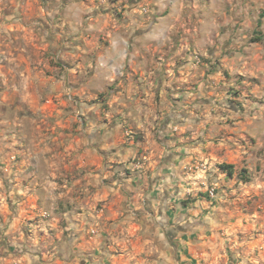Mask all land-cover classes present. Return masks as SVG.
Wrapping results in <instances>:
<instances>
[{"label": "rangeland", "instance_id": "rangeland-1", "mask_svg": "<svg viewBox=\"0 0 264 264\" xmlns=\"http://www.w3.org/2000/svg\"><path fill=\"white\" fill-rule=\"evenodd\" d=\"M86 1L103 14L104 27L114 20L142 35L160 24L154 42L140 46L150 47L143 53L165 76L167 132L158 143L195 150L179 153L185 185L171 188V218L157 213L153 222L144 221L143 227L160 225L154 245L119 237L105 239L110 248H99L89 240L93 221L66 215L88 202L77 193L85 185L76 181L88 178L80 164L86 147L76 145L86 111L73 105L71 94L48 103L28 88L22 105L17 99L0 104V264H104L106 252L114 256L112 264H264V0ZM76 2L0 0V68L31 61L62 71L66 59L54 56L68 49L65 38L73 27L61 9ZM104 38L106 33L99 35L101 43ZM196 74L202 79L196 81ZM212 75L218 80L207 81ZM222 163L233 165L232 177L221 173ZM243 170L248 182L240 179ZM74 221L83 230L78 247ZM167 225L173 230L166 232Z\"/></svg>", "mask_w": 264, "mask_h": 264}, {"label": "crops", "instance_id": "crops-1", "mask_svg": "<svg viewBox=\"0 0 264 264\" xmlns=\"http://www.w3.org/2000/svg\"><path fill=\"white\" fill-rule=\"evenodd\" d=\"M96 9L95 4L86 0L69 3L61 9V12L66 10L62 15L66 16L73 31H69V36L65 38L68 49L62 51L59 48L54 58L61 61L66 59L72 66L63 64L59 72L53 67L34 66L30 61L28 65L10 64L9 68H0V83L3 85H0V104L7 105L17 99L22 105L24 90L28 88L39 92L40 98L48 103L60 100L63 92L71 94L73 105L86 111L83 114L86 128L79 133L80 138L69 137L77 138L78 150L83 151V145V148L86 147L84 152L87 154L80 164L87 169L88 178L85 182L76 181L80 187L85 185L77 193L83 194L88 202L86 207L77 205L69 208L66 215L78 222L93 221V227L88 230L89 240L99 243V248H110L113 243L108 246L105 239L113 238L116 242L119 237L128 243L140 242L142 247L152 246L160 225L143 227L144 221L147 224L148 221L153 222L152 216L157 213L164 219L171 218V202L175 201L171 188L173 185L182 186L186 179L179 176L180 165L185 163L179 155L184 145L168 150L157 141L167 132L166 120H162L165 115L163 109H166L162 107L168 100L164 95L165 76H161V66L155 65L153 58L143 53H149L150 47L140 46L141 41L154 42V31L160 24L155 23L149 31L138 35L134 34L136 32H126L127 29L114 20L104 27L103 14ZM83 15L88 17L81 21ZM97 28L98 32H91ZM105 33L106 38L101 43L99 35ZM20 57L27 63L23 56ZM10 59L13 60L12 57ZM196 76V81L202 79L198 74ZM214 78L218 80L217 76L212 75L207 81ZM184 79L188 81L186 77ZM157 91L161 99L156 103L154 97ZM98 95H102L100 99ZM160 120L162 122H158ZM155 127H158V134ZM188 148L184 147L186 152L195 151H188ZM76 198L73 202L78 203L79 198ZM160 202L163 207L161 211L158 210ZM141 204L146 208L143 212H140ZM135 209L138 212H134ZM78 222L74 221L76 229L72 228V231L80 233L75 236L74 245L78 242L77 247L81 245L78 240L83 234ZM167 226L166 232L173 230L172 226ZM119 232L121 236L117 235ZM186 233L188 235L189 232ZM170 239L164 240L169 244ZM96 251L98 248H95ZM105 254L104 264H112L114 256L109 252ZM151 262L166 264L164 259Z\"/></svg>", "mask_w": 264, "mask_h": 264}, {"label": "trees", "instance_id": "trees-1", "mask_svg": "<svg viewBox=\"0 0 264 264\" xmlns=\"http://www.w3.org/2000/svg\"><path fill=\"white\" fill-rule=\"evenodd\" d=\"M218 168L219 170L221 171V173L225 174L227 177H232L234 175V167L233 165L231 164H225V163H222V164H219L218 165ZM241 176H240V179L243 181V182H248L249 181V178H247L246 176V172L243 170L240 172ZM194 225H187L186 228L188 229H191Z\"/></svg>", "mask_w": 264, "mask_h": 264}, {"label": "built area", "instance_id": "built-area-1", "mask_svg": "<svg viewBox=\"0 0 264 264\" xmlns=\"http://www.w3.org/2000/svg\"><path fill=\"white\" fill-rule=\"evenodd\" d=\"M208 193H209V196H210V197H213V189H212V190H209Z\"/></svg>", "mask_w": 264, "mask_h": 264}]
</instances>
